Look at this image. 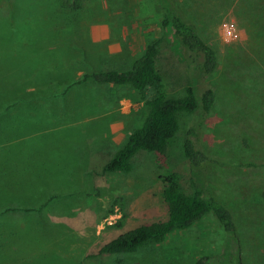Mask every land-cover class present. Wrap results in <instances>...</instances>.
<instances>
[{"label":"rangeland","instance_id":"obj_1","mask_svg":"<svg viewBox=\"0 0 264 264\" xmlns=\"http://www.w3.org/2000/svg\"><path fill=\"white\" fill-rule=\"evenodd\" d=\"M166 9L215 51V73L199 80L214 105L180 113L164 155L138 151L129 172H103L148 107L128 86L77 81L128 68L157 40L166 95H183L192 78L162 24ZM262 36L255 0H0V128L29 134L4 136L11 141L0 149V264H190L199 256L204 264H264ZM188 137L208 157L197 169L183 152ZM85 143L89 157L71 152ZM169 179L224 205L234 235L207 214L133 252H99L166 218Z\"/></svg>","mask_w":264,"mask_h":264},{"label":"trees","instance_id":"obj_2","mask_svg":"<svg viewBox=\"0 0 264 264\" xmlns=\"http://www.w3.org/2000/svg\"><path fill=\"white\" fill-rule=\"evenodd\" d=\"M264 9V0H255ZM162 24L170 26L192 78L184 94L167 96L164 88L162 69L158 65L160 52L158 41L146 44L142 54L126 69H103L84 72L77 83L92 81L98 84L125 85L139 94L146 104L147 113L142 123L134 128L125 142L116 149L103 164L102 171L129 172L132 158L138 151L164 155L169 140L179 130V114L200 110L209 113L214 105L212 88L203 86L201 77L210 76L218 67L213 48L199 35L196 26L172 10L166 9ZM264 41V37H261ZM201 85L197 90L196 84ZM184 155L192 168L197 169L208 161V157L195 146L192 139L183 142ZM166 205V218L140 224L102 245V253H128L147 243L161 242L165 236L177 229H185L211 214L222 224L228 234L234 235L236 227L230 211L213 197H206L197 187L192 193H185L175 179H169L162 192ZM207 257L199 256L190 264H204Z\"/></svg>","mask_w":264,"mask_h":264},{"label":"crops","instance_id":"obj_3","mask_svg":"<svg viewBox=\"0 0 264 264\" xmlns=\"http://www.w3.org/2000/svg\"><path fill=\"white\" fill-rule=\"evenodd\" d=\"M21 132V133H20ZM11 136L12 135V138H15V139H13L12 141L14 142H16V141H23V140H26V138L25 139H23V138H21V137H18V136H29V134H28V132H26V131H23V130H15V129H4V128H0V149H2V148H4L5 147V143H9L11 140H9V139H7V138H4V136ZM14 136V137H13ZM2 137V138H1ZM8 141V142H7ZM87 143H85V144H81L80 146H79V148H77L76 150L74 149V150H71V152L73 153V154H85V155H87L88 157H89V153L92 151V149H90V147L88 146V145H86ZM44 151H46L47 149H43ZM82 150H85L84 152L82 151ZM6 155H7V153H6ZM89 161V159L87 158L86 159V162L85 163H87ZM89 167V166H88ZM33 168H32V166H31V170H30V173H28L27 171L26 172H23L25 175H28V180H29V178L31 177V179H32V177H33Z\"/></svg>","mask_w":264,"mask_h":264},{"label":"built area","instance_id":"obj_4","mask_svg":"<svg viewBox=\"0 0 264 264\" xmlns=\"http://www.w3.org/2000/svg\"><path fill=\"white\" fill-rule=\"evenodd\" d=\"M234 36H236V34L234 33Z\"/></svg>","mask_w":264,"mask_h":264}]
</instances>
